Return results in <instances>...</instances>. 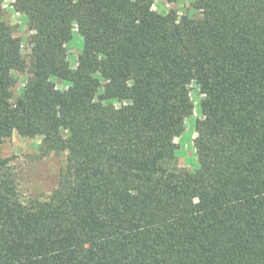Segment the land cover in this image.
<instances>
[{"label": "trees", "instance_id": "trees-1", "mask_svg": "<svg viewBox=\"0 0 264 264\" xmlns=\"http://www.w3.org/2000/svg\"><path fill=\"white\" fill-rule=\"evenodd\" d=\"M154 1L14 0L26 54L0 2V145L66 156L44 200L0 157V264H264V0Z\"/></svg>", "mask_w": 264, "mask_h": 264}, {"label": "rangeland", "instance_id": "rangeland-1", "mask_svg": "<svg viewBox=\"0 0 264 264\" xmlns=\"http://www.w3.org/2000/svg\"><path fill=\"white\" fill-rule=\"evenodd\" d=\"M0 2L1 18L12 27L14 36L21 40L22 52L24 54L28 53L30 51L28 44L30 31L24 15L15 11L13 7L14 0H0ZM190 7V0H177L175 3L155 0L153 5V9L157 12L175 9L182 13ZM79 42L82 43V37L78 33H74L71 44L68 46L71 65H75ZM16 76L17 82L12 89L13 101L21 94L28 74L16 73ZM58 87L63 88L64 86L59 84ZM191 98L195 108L193 113L186 118L185 129L175 139V142L179 146V166L196 170L199 167V162L193 139L196 136L195 121L201 116L198 108V101L201 96L196 87L191 88ZM39 143V137L25 138L14 132L10 138L0 145V157L10 159L9 163L16 177L19 195L24 200L32 198L46 199L56 186L66 162L65 154H50L46 157H39Z\"/></svg>", "mask_w": 264, "mask_h": 264}]
</instances>
